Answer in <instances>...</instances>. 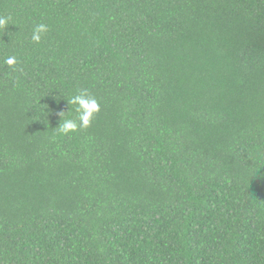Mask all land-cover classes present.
<instances>
[{
  "label": "trees",
  "instance_id": "16d2710c",
  "mask_svg": "<svg viewBox=\"0 0 264 264\" xmlns=\"http://www.w3.org/2000/svg\"><path fill=\"white\" fill-rule=\"evenodd\" d=\"M0 15V264H264V0Z\"/></svg>",
  "mask_w": 264,
  "mask_h": 264
},
{
  "label": "clouds",
  "instance_id": "9594fccd",
  "mask_svg": "<svg viewBox=\"0 0 264 264\" xmlns=\"http://www.w3.org/2000/svg\"><path fill=\"white\" fill-rule=\"evenodd\" d=\"M9 19L10 17L0 15V30L7 28L9 25ZM47 31L48 26L46 24H37L32 31V41L34 43H39L42 35ZM4 63L14 68L17 63L16 57L9 56L4 60ZM70 103L76 105L77 117L76 119H62L58 129L59 132L64 135L74 133L82 128L90 127L95 115L100 111L98 100L94 96H91L86 89L79 94L72 96ZM60 115L62 117L63 113H60Z\"/></svg>",
  "mask_w": 264,
  "mask_h": 264
}]
</instances>
